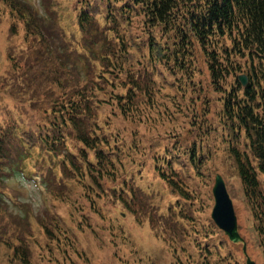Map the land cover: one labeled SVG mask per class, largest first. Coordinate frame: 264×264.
<instances>
[{
    "label": "rangeland",
    "instance_id": "rangeland-1",
    "mask_svg": "<svg viewBox=\"0 0 264 264\" xmlns=\"http://www.w3.org/2000/svg\"><path fill=\"white\" fill-rule=\"evenodd\" d=\"M25 1L43 22L27 35V17L20 18L0 1V127L15 126L17 137H12L31 145L26 133L32 122L43 117L50 95L56 96L55 79L63 78L62 84L66 79L69 87L73 83L69 72L64 76L70 66L55 74L47 60L42 67V60L57 61L66 53L81 56L75 64L87 61L94 76L107 40L123 36L135 60L139 44L151 38L152 31L147 32L142 13L132 14L129 24L119 21L118 26L106 20L105 1L90 0L97 26L88 31L86 47V34L78 32L76 22L79 0ZM39 30L42 37L36 34ZM39 55L44 58L36 59ZM153 68L152 77L162 90L155 95L158 104L150 103L148 109L141 106L142 116L137 111L131 116L118 112L110 116L111 129L122 139L118 154L122 162L115 151L111 156L105 151L106 168L95 164L87 171L83 167L80 176L58 166L61 156L54 160L40 148L28 154L20 146L13 149L33 170L26 172L28 179L39 183L27 182L19 172L8 173L0 183V264H21L13 253L14 244L19 243L28 248L31 264H246L242 242L229 241L210 222L216 173L222 175L233 200L247 254L255 264H264L230 153L232 145L243 148L245 138L225 135L220 120L221 97L227 90H215L205 69L191 79L181 77V85L178 77L174 85L167 84L170 78L162 65L156 62ZM110 109H97V114L108 116ZM191 141L202 152V165L196 169L184 152ZM39 158L48 165L37 167ZM79 165L86 163L80 160ZM106 171L109 176L103 175ZM172 180L176 186L170 184Z\"/></svg>",
    "mask_w": 264,
    "mask_h": 264
},
{
    "label": "trees",
    "instance_id": "trees-1",
    "mask_svg": "<svg viewBox=\"0 0 264 264\" xmlns=\"http://www.w3.org/2000/svg\"><path fill=\"white\" fill-rule=\"evenodd\" d=\"M0 1L20 18L27 17L24 20L26 35L36 31L33 27L37 30L42 27L43 22L25 0ZM101 1L106 2V20L116 21L118 26L119 21L129 24L132 14L142 13L147 32L151 28V38L139 44L135 60L123 36L107 40L103 57H97L102 64L94 76H91L87 61L80 66L75 64L81 56L66 53L58 56L57 61L50 57L42 60V67L47 60L53 65L54 73L65 65L70 66L64 76L66 78L69 72L73 83L69 87L66 79L63 84L60 76L55 79L56 96L50 95L43 117L36 124L32 122L26 133L34 147L13 138L17 137V132L12 129L15 126L8 123L0 127V183L8 173H21L25 167L22 157L13 151L18 146L26 154L40 148L47 155L53 154L50 157L61 155L58 166L67 170L69 164V170L77 171L80 176H83V167L87 171L95 164L106 168L108 155L111 156L113 151L115 155L122 152V139L111 129L110 116L117 112L131 116L135 111L142 116L141 106L148 109L151 104H158L155 95L162 90L152 77L154 63L162 65L165 77L170 78L167 84L174 85L178 77L181 85V77L191 79L205 69L215 90H227L221 97L223 133L245 138L244 147L232 145L230 153L250 209L252 230L264 255V0ZM79 3L76 22L78 32L86 34L83 44L87 47L88 31L95 29L97 24L93 23L90 0H79ZM36 34L42 37L41 30ZM63 47L58 45V48ZM50 48L53 51L54 45L50 44ZM38 57L44 58L39 55L36 59ZM239 73L248 76L244 86L238 78ZM226 76H230L231 81H225ZM105 107L111 108L108 116H99L97 109ZM197 128L199 131L201 124ZM67 139L77 145L72 146ZM195 142L191 141L189 150L188 145L184 147L194 169L202 165V152ZM18 152L21 154V149ZM90 156L97 161L92 162ZM117 157L122 162L120 155ZM80 160L86 165L80 166ZM36 162L37 167L48 165L44 158ZM165 163L171 166L169 159ZM159 166L162 168V164ZM103 175L109 176V172ZM170 184L176 186L174 180ZM50 185L51 181H48L46 186L49 188ZM0 198H3L1 194ZM46 229L48 234L49 229ZM13 253L21 264H31L28 248L21 243L14 244Z\"/></svg>",
    "mask_w": 264,
    "mask_h": 264
},
{
    "label": "water",
    "instance_id": "water-1",
    "mask_svg": "<svg viewBox=\"0 0 264 264\" xmlns=\"http://www.w3.org/2000/svg\"><path fill=\"white\" fill-rule=\"evenodd\" d=\"M243 84L246 83V76H239ZM214 204L211 210V217L215 224L224 231L232 241H243L238 232L237 219L234 212L232 199L227 191L224 179L217 173L212 186ZM243 251L246 255V264H255V262L246 254V245L243 242Z\"/></svg>",
    "mask_w": 264,
    "mask_h": 264
}]
</instances>
